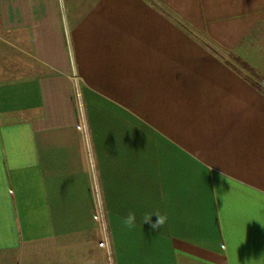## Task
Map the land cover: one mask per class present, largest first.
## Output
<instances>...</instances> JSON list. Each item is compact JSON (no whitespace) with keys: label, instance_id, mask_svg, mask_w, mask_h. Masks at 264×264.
Instances as JSON below:
<instances>
[{"label":"crops","instance_id":"1","mask_svg":"<svg viewBox=\"0 0 264 264\" xmlns=\"http://www.w3.org/2000/svg\"><path fill=\"white\" fill-rule=\"evenodd\" d=\"M244 66L264 80V0H0V264H107L95 187L113 264H264Z\"/></svg>","mask_w":264,"mask_h":264},{"label":"built area","instance_id":"2","mask_svg":"<svg viewBox=\"0 0 264 264\" xmlns=\"http://www.w3.org/2000/svg\"><path fill=\"white\" fill-rule=\"evenodd\" d=\"M79 128L83 129V125L80 123ZM95 207H94V220L98 227L99 232V240L97 242V246L103 250L107 254L110 264H113L112 257H111V247H110V240L108 234V227L106 224L105 218V210L103 207V203L100 199L99 192L97 187H95Z\"/></svg>","mask_w":264,"mask_h":264},{"label":"rangeland","instance_id":"3","mask_svg":"<svg viewBox=\"0 0 264 264\" xmlns=\"http://www.w3.org/2000/svg\"><path fill=\"white\" fill-rule=\"evenodd\" d=\"M98 236H99V232H98ZM24 248L25 249H24V253L22 255L20 264H50V256H49L50 255V243L49 241L47 242L33 241L30 243H27ZM111 257H112V252H111ZM112 262H113V258H112ZM107 264H110L108 256H107Z\"/></svg>","mask_w":264,"mask_h":264},{"label":"trees","instance_id":"4","mask_svg":"<svg viewBox=\"0 0 264 264\" xmlns=\"http://www.w3.org/2000/svg\"><path fill=\"white\" fill-rule=\"evenodd\" d=\"M245 69H247L248 71H250V75L252 77L251 82L252 84L260 91L264 94V80L259 77L258 75H256L253 71H251L250 69H248L247 67L244 66Z\"/></svg>","mask_w":264,"mask_h":264},{"label":"clouds","instance_id":"5","mask_svg":"<svg viewBox=\"0 0 264 264\" xmlns=\"http://www.w3.org/2000/svg\"><path fill=\"white\" fill-rule=\"evenodd\" d=\"M153 214H155L158 217V219L156 220L155 223L152 224V227L153 228L161 227L164 223V218H162L158 213L153 212L151 215L147 216L144 221H149L150 217ZM133 219H134L133 214H129V220L132 221Z\"/></svg>","mask_w":264,"mask_h":264}]
</instances>
